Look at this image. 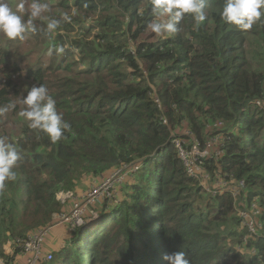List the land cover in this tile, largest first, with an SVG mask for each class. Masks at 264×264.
Here are the masks:
<instances>
[{"label":"trees","instance_id":"16d2710c","mask_svg":"<svg viewBox=\"0 0 264 264\" xmlns=\"http://www.w3.org/2000/svg\"><path fill=\"white\" fill-rule=\"evenodd\" d=\"M8 2L14 7L18 0ZM41 2L49 5L45 17L67 13L70 20L47 36H0V106L16 105L0 116V138L21 155L16 180L0 191L1 264H16L33 230L70 213L59 194L80 196L75 191L86 182L124 169L111 198L93 207L104 224L96 231L67 227L71 233L53 258L37 264H166L163 255L179 250L190 264H264V113L250 105L264 99V18L239 30L221 19L224 0H206L203 23L186 15L178 33L157 36L148 34L151 0ZM35 23L43 28L47 20ZM73 26L77 37L68 35ZM56 45L71 54L49 55L47 64L37 59L40 49ZM32 51L37 61L25 64ZM40 84L71 125L55 144L18 115L27 89ZM215 121L224 125V156L202 166L244 182L237 210L256 205V237L239 233L246 226L229 195L189 201L200 189L173 139L186 130L188 140L203 141ZM9 243L12 254L5 252Z\"/></svg>","mask_w":264,"mask_h":264},{"label":"clouds","instance_id":"9594fccd","mask_svg":"<svg viewBox=\"0 0 264 264\" xmlns=\"http://www.w3.org/2000/svg\"><path fill=\"white\" fill-rule=\"evenodd\" d=\"M206 0H151V14L154 17L147 27L157 36H171L180 31V23L186 15H190L198 26L206 19L204 9ZM49 5L41 0H18L13 7L8 0H0V36L8 40L23 39L26 33L42 31L45 36L55 33L62 21H69L65 13L60 19L43 17ZM27 16V19H25ZM47 20L46 26L39 28L35 21L38 18ZM264 18V0H224L221 19L239 30L251 29L253 24ZM65 51L63 45L50 48L48 55H60ZM27 89V88H26ZM23 106L18 115L28 122V127L47 135L50 142H59L71 125L58 112L56 101L49 95L43 84L27 89V95L19 101ZM16 107L9 103L0 106V116ZM21 159L20 152L14 143L0 138V191L8 182L16 180V167ZM162 259L166 264H190L186 253L182 250L165 254Z\"/></svg>","mask_w":264,"mask_h":264},{"label":"rangeland","instance_id":"374dc122","mask_svg":"<svg viewBox=\"0 0 264 264\" xmlns=\"http://www.w3.org/2000/svg\"><path fill=\"white\" fill-rule=\"evenodd\" d=\"M45 14L46 13L43 14V17H45ZM43 17L42 18H38V19L43 20L44 19ZM61 33L63 35L67 34L66 31H64L63 28H61ZM150 33H151V30L148 32V34L150 35ZM79 34H80V30L78 29V27L77 26H73V28L71 29V32L68 35L70 37H77ZM71 40L72 39L66 40L65 43L70 42ZM30 41H33V39H31ZM48 51L49 50H46V51L43 52L40 49L39 57L37 59L40 62H42L44 64H47L48 63V57L47 56H49L48 55ZM65 52H68L69 55L71 54V51L68 48H65V51L63 53H65ZM53 54L56 55L55 52H53ZM37 59H36V53L34 51H32L28 55L27 61L25 62V64H29V63H31L33 61L36 62ZM25 88H27L26 85H25ZM221 124H222V121H215V122H213V125H208V127H206V131H205L206 138L203 141H201L204 145L206 144L208 146V149L206 150L207 155H211V161H214V162H219V160L224 156L223 148L225 147V143L222 142L220 139L216 140V137L220 136L221 131L223 129ZM180 131L182 132L183 137L181 139L180 138H174L173 139V143H174V141L178 142V147L179 148L177 146L175 148L177 149L178 153H180V149H181V151H182L181 162H182L183 167L186 169V167L184 165L185 160H187L185 158L186 154H195V152H194L195 149H196V151L198 153H203L204 149H201V146L200 147L195 146L192 143L191 140H188L186 137H184V135L187 136L186 130H184V131L180 130ZM173 134L175 135V133H173ZM213 152L216 153V155H214V157H213ZM213 158L215 160H213ZM204 160H207V158L204 159ZM138 169H139V167H138ZM133 173H135V172H133ZM194 175H195V177L191 178V179L196 181V183H197L196 187L197 188L199 187V189H200L198 195L195 196L194 193L191 194V199L189 201L193 202L194 205H198L201 200H205L206 201L208 198H211V199L216 198V196L213 195V185H215L216 183H222V182L229 183L230 182V176L228 174H222L221 176H219L217 178L213 179V177H212L211 179L207 180L206 183H205L207 187L204 188V187H202V183H201L200 179L197 177V175L196 174H194ZM231 179L232 180L235 179V176L232 175V174H231ZM100 180L101 179H99V180L93 179V180H91L89 182H86V184H85V186L83 188H79V190H77L75 192H78V194H81L82 197H83L84 195H86L88 193V192H85L84 190H86V191L89 190V192H91L92 190H90V189L96 188L94 186ZM193 187H194V185H193ZM102 190L105 193V191L107 189H102ZM194 190H196L195 187H194ZM243 193H245V188L243 189ZM57 199L62 205H64L63 207L66 209V205H67L66 202L62 203L61 199H60V196L59 197L57 196ZM233 200H234L233 206H234L235 212H237V199H233ZM67 202H70L71 203V208H74V201L71 202L70 200H68ZM95 202H96V200H95ZM98 205H99V203L97 205L95 204L93 207H95V206L97 207ZM91 206H89V208L88 207H84V209H88L86 211V214H89V215L86 218H83L82 222H80L81 219L78 218L79 225L76 222H72L71 221L72 219L69 218V217H66L64 214L60 213L57 216H55L54 219H53L52 225L56 224L55 225L56 227L52 229L51 234L49 236L45 237L44 240L42 239L41 241H39L38 244H35V243L31 244L29 246V249L32 252L34 251V252L41 253L42 258H44L43 262H46V261H49V260H51L53 258V254L57 250V247L62 242H64L65 239H68L66 237L71 233L68 228H71L73 231H75L76 229L77 230L80 229L81 232H83V231H85L86 229H89V228H90L89 230L96 231L100 227V225L104 224V222H101V217H100V214H99L98 210L97 211L90 210ZM203 206H205V205L203 204ZM93 207H92V209H93ZM67 208H68V206H67ZM68 209L65 211V212H67V214H68ZM246 212L247 213H252L250 206H249L248 209H246ZM79 213H81V211H78V214ZM52 225H50V226H52ZM256 226H258V223H256ZM46 228L47 227L39 228L37 230H33V232H31L29 234L30 236L28 235V238L30 237V239H31L40 230H44ZM62 228H65L66 232L62 231ZM261 230H262V228L257 230V236L259 235V232H261ZM239 233L244 234L243 237H246L248 235V231H247L246 228H245V231L243 229H241L239 231ZM27 243L28 242H26L24 244L25 248H27ZM5 252H6V254L14 253V248H13L11 243H9L5 247ZM32 258H33V255L30 258V254H24V253H20L19 252V255H17L16 264H36L37 262L34 263V261L31 260ZM46 258H49V259H46ZM0 264H1V262H0Z\"/></svg>","mask_w":264,"mask_h":264},{"label":"built area","instance_id":"2783aa9c","mask_svg":"<svg viewBox=\"0 0 264 264\" xmlns=\"http://www.w3.org/2000/svg\"><path fill=\"white\" fill-rule=\"evenodd\" d=\"M250 105L252 107H256L260 112L264 113V99L256 100L253 103H251ZM221 125H222V127L224 129L223 123ZM223 129L221 131L220 136L216 137V140L220 139L222 142L225 143V140H226L225 139V137H226L225 135H226V133L223 131ZM190 140L192 141V143L195 146H198V147L201 146V149H204L203 150L204 152L203 153H198L196 151V149H195L194 150L195 154H186L185 158L187 160H185L184 165L186 167L187 174L191 178H194L195 177L194 174H196L197 177L200 179V181L202 183V187L205 188V187H207L206 184H205L207 180L211 179L212 177H213V179L217 178V177H219L221 175L217 174L216 176H212V175L208 174L204 170V168L202 166V162H203L204 159L211 158V155H207V152H206V150L208 149V146L206 144L204 145L201 141H199L197 139H192L191 138ZM174 143H175V146L178 147V142L174 141ZM179 155H180V158H182L181 149H180ZM214 155H216V153L213 152V157H214ZM213 160H215V159L213 158ZM137 169H138V167H133L132 171L135 172V171H137ZM126 175H127V171L125 169L123 171L118 170L113 175L101 179L94 186L96 188L90 189V190H92L91 192H89V190L85 191V192H88V193L86 195H84L83 197H82V195L75 197L74 194L71 193V192H66V193L59 194L58 197L60 196V199H61L62 203H65L68 200H70L71 202L74 201V208L71 209L70 213L64 214V215L66 217L71 218L72 222H76L79 225L78 218L81 219L80 222H82L83 218H85V216H86V211L88 210V209H84V207H88L89 208V206L92 205L90 210H93L92 207L95 204H97L100 201H103L106 198H111L110 190L112 189L113 185H116V184L120 185L121 183H123L124 178H125ZM239 187H241V188L239 189ZM244 188H245V184H244L243 181L237 182L236 179L232 180L231 176H230V182L229 183L222 182V183H216L215 185H213V195L214 196H218V195L222 196V195H225L227 193L228 194L230 193V194L233 195V196L232 195L231 196L234 199H236V197H237L236 195H237L238 189L241 191ZM102 189H107V190L104 193ZM95 200H96V202H95ZM250 207H251V212L252 213H247L246 211H239V210H237V211H238L239 217L243 221L244 226H246V229H247V231L249 233V236L250 237H254L257 234V230L261 228V225H260L259 219H258L260 214H259V210L256 208L255 204L252 203ZM78 211H81V213L82 212L83 213L82 214L81 213L78 214ZM256 223H258V226H256ZM52 227H53V225L47 227L44 230H40L31 239L29 237L26 241H23L21 243L20 246L23 249V253L24 254H30V258L33 255V258L31 260H33L34 263H36V262L38 263V261L40 259L44 260V258H42L41 253L34 252V251L32 252L29 249V246L31 244H33V243L38 244L39 241H41L42 239L44 240L45 237L49 236ZM26 242H28L27 243V248H25V245H24ZM46 259H49V258H46Z\"/></svg>","mask_w":264,"mask_h":264},{"label":"crops","instance_id":"0c3cea01","mask_svg":"<svg viewBox=\"0 0 264 264\" xmlns=\"http://www.w3.org/2000/svg\"><path fill=\"white\" fill-rule=\"evenodd\" d=\"M223 152H224V150H223ZM213 176H216V175H213ZM230 176V175H229ZM240 193H241V191L238 189V192H237V197H236V199L239 197V195H240ZM226 195H229L232 199H234L232 196V194H226ZM232 195V196H231ZM259 214L261 215V213L259 212ZM260 215H259V217H258V219H259V223H260V225H261V228H262V223H261V220H260ZM55 228V227H54ZM52 231V230H51ZM62 231H64V232H66V230H65V228H62ZM50 234H51V232H50ZM257 236V234L254 236V237H256ZM247 237H250L249 235H247L246 237H244V239H246ZM61 245V244H60Z\"/></svg>","mask_w":264,"mask_h":264},{"label":"water","instance_id":"95a60500","mask_svg":"<svg viewBox=\"0 0 264 264\" xmlns=\"http://www.w3.org/2000/svg\"><path fill=\"white\" fill-rule=\"evenodd\" d=\"M90 229V228H89Z\"/></svg>","mask_w":264,"mask_h":264}]
</instances>
